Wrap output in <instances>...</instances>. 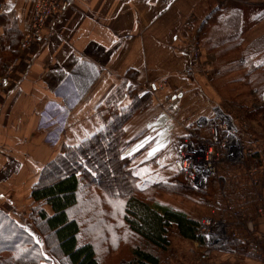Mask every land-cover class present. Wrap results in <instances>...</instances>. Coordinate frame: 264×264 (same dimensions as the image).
Listing matches in <instances>:
<instances>
[{"label": "crops", "instance_id": "obj_1", "mask_svg": "<svg viewBox=\"0 0 264 264\" xmlns=\"http://www.w3.org/2000/svg\"><path fill=\"white\" fill-rule=\"evenodd\" d=\"M35 3L0 0V37L13 25L23 40L31 29ZM190 15L196 20L190 35L203 43L205 53H215L210 65L225 58V65L231 66L240 40L249 36L252 43L264 36V0H65L41 41L24 53L19 45L18 56L0 78V212L38 244L44 240L28 208L43 169L64 145H72V137L78 138L76 129L94 126V117L101 119L106 99L128 73L129 87L138 94L163 78L169 79L172 90L186 83L180 75L187 62L175 43ZM209 84L203 94L214 103L221 101L212 81ZM185 96L179 91L177 102ZM128 98L126 94L118 106ZM159 121L152 124L154 129L164 124ZM151 141V136L144 137L125 156ZM154 145L149 157L165 147Z\"/></svg>", "mask_w": 264, "mask_h": 264}, {"label": "trees", "instance_id": "obj_2", "mask_svg": "<svg viewBox=\"0 0 264 264\" xmlns=\"http://www.w3.org/2000/svg\"><path fill=\"white\" fill-rule=\"evenodd\" d=\"M22 37L13 25L0 37V78L18 56ZM241 55L248 59L243 65L235 61L227 67L225 58L214 65L218 74L212 84L224 102L236 103L252 96L253 91L264 99V36L253 41ZM260 55L261 61L255 62L254 57ZM240 72L243 74L233 77ZM130 77L131 72L106 99L104 107L110 112L103 117L102 128L76 146L64 145L33 187L30 218L44 243L38 244L12 217L0 212V264H164L162 255L171 247L172 228L181 238L205 246V239L198 232L201 221L156 198L161 192H205L185 181L178 171L173 179L145 188L137 186L133 164L148 148L131 156L125 154L148 134L141 131L129 138L127 126L135 115L152 106L153 97L149 91L138 94L130 88ZM240 85L246 87V93ZM126 94L130 102L118 106ZM246 115L250 121L264 119V104L257 110L249 109ZM159 154L142 165L155 162ZM219 169L233 198L232 193L238 194L237 179L233 178L238 175L237 168L226 169L221 164ZM260 169L264 172L263 162ZM248 241V236L242 235L221 251L243 253Z\"/></svg>", "mask_w": 264, "mask_h": 264}, {"label": "rangeland", "instance_id": "obj_3", "mask_svg": "<svg viewBox=\"0 0 264 264\" xmlns=\"http://www.w3.org/2000/svg\"><path fill=\"white\" fill-rule=\"evenodd\" d=\"M243 1L246 3L248 0ZM187 20H193L196 22L195 16L193 15L184 18L179 28V35L182 30L184 31L183 24ZM185 33L186 36L188 34L191 41H195L200 44L203 51V58L201 66L198 69L199 74L197 75H188L186 73V64L182 75H180L182 80L186 81L185 84H179L176 89L172 90L170 87V81L167 78L171 94L175 96L179 91H183L186 95L184 100L178 103L176 99L169 106L166 105L167 107L165 105L160 106L158 98L152 93V87L148 88V91L152 93L153 97L152 106L147 111L135 115L133 120L127 126L129 138L136 136L141 131H146V134H148L146 137H152L151 143L147 145L148 151L142 152L137 159H135L133 164L135 167V175L138 177L137 186L145 188L151 183L173 179L172 177H174L177 173L174 165L175 150L179 146L181 140L184 137L190 136L193 132L200 133L202 138H208L209 136L207 130L198 132L196 129V122L202 117H211L214 109L219 107L222 110L229 112V114L233 116L235 124L242 129L245 146L254 147L255 144H257V146L254 147L257 152L256 156H249L245 162L246 165L240 166L242 169L239 167L240 163L231 161H224L221 163L224 167H226V169L228 167L237 168L238 175L233 178L237 179V189L235 191H238V194L234 195V193H232L233 198L229 196V192L226 190L227 179L226 177L220 175L221 172L219 169V177H223L225 179L223 187L224 191L228 194L227 197H225L221 191L219 179L212 177L209 178L205 186L203 185L202 188H196L205 192V195L192 194L188 192L185 194L161 192L156 195V198L162 203L169 204L187 212L199 221L211 216H215L217 218H220L221 216L224 217L229 203H234L237 207L241 206L246 213L247 219L252 222L255 231L249 236L248 230L244 227L239 229V233L241 236H248L250 240L251 236L254 234V236H256L259 233H264V217L259 215L257 211L259 208L264 207V172H260L261 169L259 168V165L262 162L264 164V119L260 117L257 121H250L246 115V111L249 109L257 110L263 104H261L258 99V97L260 98L259 94L257 96H246L240 100H236V103H231L229 101L224 102L222 100L217 101L216 103L210 101V99H208L202 91H206L208 86H210L209 82H211L218 74L217 68L214 67L213 63L212 65L209 63L210 60L215 58V53H205L204 51L206 48L204 49L205 46L203 43L190 35V31L188 33L185 31ZM243 41L246 43L243 42L245 43L243 44L240 40L238 43L239 52L236 55L237 57L233 60V62L238 61V63L242 65L243 63L241 61L244 60L245 56L241 54L251 44L249 36H247V38ZM261 58V55L257 56V58L254 57V61H261ZM242 74L243 72H240L233 77H237ZM161 80L156 82L154 85H157ZM239 88H241L243 93L247 92L246 87L240 85ZM129 102L130 99L128 98L121 104V106L127 105ZM164 106L166 107L165 110L163 109ZM109 112L110 111L103 107L100 111L102 121L101 119L96 121V117H94L91 119L94 126L89 124L87 126L88 128H85L84 130L76 129L75 131L78 133V135L76 134L78 138L75 139L72 137L71 144L76 146L82 140L102 128L103 117H107ZM162 115H164L165 118L159 121V118L162 117ZM156 121H159L158 125H161L164 122L165 123L161 128L154 129L155 127L152 124ZM161 139H163V141H161ZM149 140L150 138L148 141ZM154 141L160 145V148L165 146V144L162 145V143H167V145L164 148H159L160 154L158 160L142 165V163L147 162V159L149 158V151L155 147ZM231 163L234 165H231ZM256 165L259 168V172L255 175L256 179H258V184L253 185L251 182L252 178H254L251 176L252 168ZM239 200H241V202H238ZM32 211L33 204L28 208V214L31 215ZM1 236L2 235H0V237ZM169 238L171 240V247L166 254L162 255L164 264H201L200 257L205 251V247L200 246L197 242L181 238L176 228L170 229ZM206 264H262V261L250 254L248 249L243 253L238 251L223 252L221 250H216L211 254Z\"/></svg>", "mask_w": 264, "mask_h": 264}, {"label": "built area", "instance_id": "obj_4", "mask_svg": "<svg viewBox=\"0 0 264 264\" xmlns=\"http://www.w3.org/2000/svg\"><path fill=\"white\" fill-rule=\"evenodd\" d=\"M64 1L36 0L30 32L20 44L22 53L41 41L48 24L61 13ZM194 24L193 20H187L183 24L184 31H181L180 38L175 44L176 52L187 61L186 73L188 75L199 74L198 69L203 58L200 44L191 41L188 34L186 36L185 33V31L187 33L191 32ZM1 85L2 81L0 82ZM152 93L158 98L160 106H169L175 100L174 95L169 91L167 78L154 85ZM165 106L164 110L167 107ZM196 129L198 132L207 130L209 137L202 138L200 133L195 132L188 137H184L175 150V168L183 175L185 181L195 188L205 186L209 178H218L221 191L227 197L228 194L223 187L225 179L219 177V165L224 161L240 163L239 167L246 165L245 162L249 156H256L257 152L254 147L257 144L254 147L245 146L242 129L235 124L232 115L219 107L214 109L213 117L200 118L196 122ZM231 165L234 164L231 163ZM240 168L242 169V167ZM259 168L257 165L252 168L251 176L254 178H252L251 182L253 185L258 184V179H256L255 175L259 172ZM257 211L259 215L264 217V207L259 208ZM244 227L248 230L249 236L255 231L252 222L247 219L244 209L241 206L237 207L234 203L227 205L224 217L211 216L203 219L198 227L199 235L206 242L205 251L200 257L201 264H206L214 251L221 250L231 240L240 238L239 229ZM254 235L248 241V252L264 264V233Z\"/></svg>", "mask_w": 264, "mask_h": 264}, {"label": "bare ground", "instance_id": "obj_5", "mask_svg": "<svg viewBox=\"0 0 264 264\" xmlns=\"http://www.w3.org/2000/svg\"><path fill=\"white\" fill-rule=\"evenodd\" d=\"M165 123V122H164Z\"/></svg>", "mask_w": 264, "mask_h": 264}]
</instances>
